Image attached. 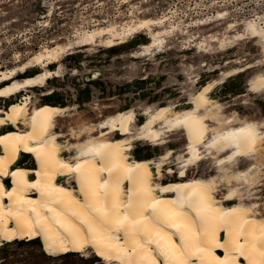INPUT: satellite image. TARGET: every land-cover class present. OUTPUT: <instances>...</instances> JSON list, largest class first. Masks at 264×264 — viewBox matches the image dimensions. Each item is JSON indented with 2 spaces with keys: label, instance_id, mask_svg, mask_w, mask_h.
Listing matches in <instances>:
<instances>
[{
  "label": "bare ground",
  "instance_id": "6f19581e",
  "mask_svg": "<svg viewBox=\"0 0 264 264\" xmlns=\"http://www.w3.org/2000/svg\"><path fill=\"white\" fill-rule=\"evenodd\" d=\"M225 14L219 12L218 17ZM167 19L133 18L121 27L113 23L84 29L68 42L52 40L15 66L0 68V97L12 99L27 91L21 99L15 97L9 107L0 106V247L17 240L40 239L49 256L91 251L105 264H127L129 258L163 261L155 242L159 241L174 249L177 261L187 264H220L223 260L260 264L259 253L250 260L247 248L240 256L234 240L242 228L259 236L264 227L259 204L247 202L253 198V189L264 184V172L260 174L258 166L264 156V120H249L236 112L226 115L222 103L211 96L226 76L256 64L234 68L204 84L182 109L173 102L144 107L140 113L145 120L138 126L139 111L130 107L64 130L59 120L73 116V107L40 102L29 91L62 77L64 60L75 48H112L145 31L149 41L131 55L155 56L172 35L171 28L164 25ZM262 19H248L241 24L244 31L232 39L231 35L222 39L214 35L211 41H219L225 49L234 40L258 38L264 51ZM237 25L230 23L226 32ZM191 37L197 40L196 34ZM204 40L196 45L202 46ZM38 66L41 71L25 75ZM261 81L264 72L259 71L249 79V90L262 93ZM52 93L49 90L42 96ZM176 131L187 138L181 151L168 146L170 134ZM138 141L166 149L157 157L137 158L132 150ZM30 156L34 166L25 161ZM242 159L251 163L243 168ZM203 162L210 163L209 174L215 173L190 176V169ZM165 172L178 179L163 181ZM105 183L106 187H101ZM222 185L227 190L220 197ZM156 202L154 212L151 205ZM196 206H202L200 215ZM169 212L174 214H165ZM117 221H124V226H118ZM212 233L225 248L214 246ZM182 235L187 239L182 240Z\"/></svg>",
  "mask_w": 264,
  "mask_h": 264
},
{
  "label": "rangeland",
  "instance_id": "374dc122",
  "mask_svg": "<svg viewBox=\"0 0 264 264\" xmlns=\"http://www.w3.org/2000/svg\"><path fill=\"white\" fill-rule=\"evenodd\" d=\"M224 11L227 14L220 19L218 13ZM146 17H167L164 25L172 30L168 43L155 56L131 55L149 41L145 31L112 48L99 45L93 49L75 48V53L64 60L62 77L51 78L43 87L29 89L40 102L73 107V116L59 120L64 130L69 126L79 127L84 121L96 122L130 107L139 111L138 126L145 120L140 113L144 107L152 105L157 108L172 102L178 109L187 107L191 95L204 84L249 64L256 66L226 76L211 96L222 103L226 115L236 112L249 120H264V91L252 93L248 84L255 73L264 72V51L259 39L234 40L225 49L220 48L219 41H211L214 35L217 38L222 36L221 39L231 35L232 39L244 31L241 24L248 19L262 17L264 24V0H0V68L15 66L52 40L68 42L84 29L113 23L121 27L133 18ZM203 19L210 23L200 24ZM233 22L238 25L226 32ZM195 34L197 40L191 37ZM202 40L205 43L197 46ZM41 70L39 66L32 67L25 75ZM49 90L53 93L42 96ZM22 93L16 95V99H21ZM15 97H0V106L9 107ZM170 135L168 146L183 150L187 138L182 132ZM165 149L166 146L138 141L132 154L137 158L157 157ZM25 161L29 166L35 165L31 156ZM240 162L245 168L251 160L242 159ZM259 163L262 174L264 156L259 158ZM209 164L203 162L199 167H193L189 175L197 172L214 174L215 171L209 174ZM171 179L178 178L165 172L163 181ZM219 189L218 196L222 197L227 187L222 185ZM253 190V198L247 202H257L259 211L264 212V184ZM0 264H105V261L91 251L49 256L43 251L41 241L17 240L0 247Z\"/></svg>",
  "mask_w": 264,
  "mask_h": 264
},
{
  "label": "snow or ice",
  "instance_id": "6c2138e0",
  "mask_svg": "<svg viewBox=\"0 0 264 264\" xmlns=\"http://www.w3.org/2000/svg\"><path fill=\"white\" fill-rule=\"evenodd\" d=\"M251 28V26H250ZM254 31V29H253ZM260 86L264 87V81L260 82ZM252 138V133L251 131H249L248 134V139ZM103 170V169H102ZM76 171H79V166H77ZM108 171H111L110 169ZM35 187V186H33ZM101 187H106V183L105 185H101ZM169 189H164V191H168ZM93 196L96 195L95 191L93 190ZM159 202H156L154 204L151 205V208L153 209V211H156V206ZM95 211H100V209H94ZM196 212L197 215L201 214L202 211V206H196ZM165 214H174V213H165ZM125 219H127V217H125ZM39 218L37 220V223H39ZM117 225L120 227L124 226V221H117ZM43 227V226H41ZM61 227H64L63 225H61ZM89 231L92 232L93 230L91 229V227L89 228ZM157 235H159V233H157ZM182 240H186L187 237L182 235ZM241 241H243L241 243ZM153 241H149V243H151ZM158 245V255L163 256L164 260L163 261H157L156 258L152 257V258H147V257H141L139 260H133L131 258H129L127 260V264H187L186 261H177L175 259V252L174 249H172L171 247L167 246V245H162L160 244L159 241H155ZM211 242L214 243V246L217 248H225V244L220 243L219 240L216 238L215 233L211 234ZM234 243L236 244V248L235 251L240 255V256H244L245 255V248H247L248 250V257L251 260L253 258V256L256 253H259V255L261 256V261L260 264H264V227H262L260 229V235L257 236L255 231H246L245 229H241L240 233L238 234V236L235 238ZM133 252L136 251V249H132ZM197 251L203 252L204 249L202 248H197ZM111 258V257H110ZM116 259H121L120 256H116ZM219 259V258H217ZM220 264H228L227 260H223L220 261Z\"/></svg>",
  "mask_w": 264,
  "mask_h": 264
},
{
  "label": "trees",
  "instance_id": "16d2710c",
  "mask_svg": "<svg viewBox=\"0 0 264 264\" xmlns=\"http://www.w3.org/2000/svg\"><path fill=\"white\" fill-rule=\"evenodd\" d=\"M9 103H10V102H9ZM9 103H8V104H9ZM138 158H141V156H139ZM35 241H39V242H40V240H39V239H35Z\"/></svg>",
  "mask_w": 264,
  "mask_h": 264
}]
</instances>
